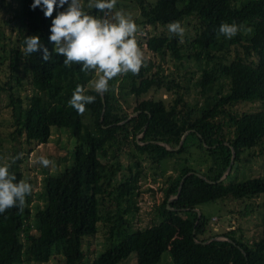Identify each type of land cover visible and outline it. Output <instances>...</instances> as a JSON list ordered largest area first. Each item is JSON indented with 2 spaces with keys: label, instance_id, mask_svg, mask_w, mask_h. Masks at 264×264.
Listing matches in <instances>:
<instances>
[{
  "label": "trees",
  "instance_id": "16d2710c",
  "mask_svg": "<svg viewBox=\"0 0 264 264\" xmlns=\"http://www.w3.org/2000/svg\"><path fill=\"white\" fill-rule=\"evenodd\" d=\"M6 1L0 0V9ZM133 1L140 16L134 20L136 24L152 29L145 41H138L142 51L145 43L162 60L171 57L179 63H212L195 81L193 89L199 98L189 99L191 86L144 53L140 72L111 80L103 102L102 95L90 86L95 73H85L77 64L66 67L64 58L53 50L48 39L52 18H46L39 7L32 10L33 0H19L18 12L10 20L17 37L13 45L1 46L5 57L0 61L11 72L7 81H0V92H7L13 107V139H19L20 152L24 145L30 151L35 145L48 143L57 127L67 129L76 144L65 170L44 177L43 207L33 211L31 193L22 212L13 207L0 214V264H42L58 253L65 255L66 264H85V241L100 233L108 246L92 264H122L133 252L137 253V264H158L165 252L170 253L173 264H264V222L251 240L238 234L242 228L224 232L211 229V219L200 208L217 200L263 195L264 170L259 176L220 182L197 175L219 180L231 165L233 150L236 157L229 176L246 150L261 146L264 154V0H183L181 6L178 0ZM85 11L100 18L105 14L87 7ZM173 21L192 25L194 33L180 37L165 30L157 32ZM225 22L244 25L252 32L241 30L227 39L218 32ZM28 35H38L41 43L53 50L48 61L40 52L23 54ZM21 62L26 77L19 73ZM25 80L31 86L26 102L14 91L24 87ZM77 85L96 96L82 115L68 103ZM162 91L167 98L158 97ZM117 94L134 99L133 112L117 102ZM246 102L261 103L263 108L249 112L236 108ZM134 112L138 113L122 123ZM188 130L176 151L158 143L176 147ZM139 133L141 143L137 141ZM123 153L128 154V164L122 160ZM171 157L180 160L179 172L169 178L155 219L149 226L135 227L140 181L146 172L144 161L160 168ZM21 161L20 157L15 159L9 171L17 182H29L33 192L35 181L25 179L18 166ZM190 171L193 173L186 177L178 198L169 202ZM195 208L201 210L200 217ZM253 209L247 203L239 215L247 217ZM218 236L234 242L213 239L203 243Z\"/></svg>",
  "mask_w": 264,
  "mask_h": 264
},
{
  "label": "rangeland",
  "instance_id": "374dc122",
  "mask_svg": "<svg viewBox=\"0 0 264 264\" xmlns=\"http://www.w3.org/2000/svg\"><path fill=\"white\" fill-rule=\"evenodd\" d=\"M151 3H156L157 0H149ZM19 0H7L5 2V8L0 9V29L3 30L2 35L5 36L3 39L0 38V61L5 57L4 52L1 50V46L5 43L13 45V41L16 40L17 31L15 25L10 20L16 15L19 8ZM87 0H85V4ZM183 0H178V5L181 6ZM86 9V7H85ZM84 9V10H85ZM123 10L126 15H130L132 19H137L139 16L138 6L133 0H118L116 8L112 10L110 19L116 11ZM9 21V22H4ZM185 28V34H193L194 28L192 25H182ZM165 30L170 33L167 28H159L157 30ZM152 29L150 26L138 25V31L136 33L137 42L140 40L145 41V37L149 36ZM155 32V31H153ZM184 34V36H185ZM183 36V37H184ZM147 58H152L161 63L167 72L173 73L178 79L185 85H190L192 91L188 95L189 99L197 100V93L194 91L195 81L200 76L202 69L209 67L212 63L201 62L198 63L195 60H184L182 63L177 62L171 57L167 59H161L154 55L147 49L144 43V50ZM20 75L25 76L24 66L21 62ZM11 74L6 68V65L0 62V81H7V77ZM120 81L117 82L119 84ZM16 95H20L24 102H26L25 96L31 93V86L25 80L24 87H18L14 89ZM116 100L119 104L127 111L133 112L134 99L128 96H122L117 94ZM160 98H167L168 94L165 91L158 94ZM129 100V102H128ZM261 103H240L236 107L239 111H254L263 108ZM13 107L10 105V98L5 91L0 92V164H12L14 154H22L20 158L21 162L18 166L25 175V179H31L35 181L33 185V200L31 207L33 211L38 206L43 207L46 202L45 188H44V177L46 175L59 173L65 170L66 166L71 163L73 158V150L76 144L75 138L69 133L67 129H60L57 127L53 128L52 136L48 143L35 145L33 150L29 151V148L23 146L22 152L19 151L21 145L19 139L14 140L12 132L15 130L13 125ZM140 139L142 134L137 135ZM133 150V145L130 147ZM261 146L248 149L242 156V161L238 163L235 171L231 175L226 176L225 180L229 178L231 180H243L250 177L259 176L264 170V154L260 152ZM128 149V148H127ZM130 149V150H131ZM128 151V150H127ZM44 156L52 161L49 167H43L37 162V157ZM122 160L125 164H128L130 159L127 153L122 154ZM177 157H171L167 161L162 163V167L156 168L152 166L150 162H146V172L142 177L141 194L138 197V205L140 210L135 213L133 217L135 227H146L149 226L155 219V209L164 198V189L170 184V177L175 176L179 172V163ZM182 162V161H181ZM125 172V171H124ZM121 176V175H120ZM172 195L169 199L173 198ZM247 203H251L254 207L253 213L247 217H241L239 210L243 209ZM204 214L210 218V224L208 227L213 228L215 231L224 232L231 228H242L243 232L239 231L238 234L243 233L249 239L257 237V233L260 229V225L264 222V194L253 199L244 200H217L215 202H209L200 206ZM90 244V245H89ZM108 246L107 240L103 233H100L94 238H88L85 241L84 249L85 264H92L93 259L99 256L103 250ZM42 264H66L65 255L58 253L52 257L47 263ZM122 264H137V253L133 252L127 261ZM158 264H173L172 258L169 252H165L162 256L161 261Z\"/></svg>",
  "mask_w": 264,
  "mask_h": 264
},
{
  "label": "clouds",
  "instance_id": "9594fccd",
  "mask_svg": "<svg viewBox=\"0 0 264 264\" xmlns=\"http://www.w3.org/2000/svg\"><path fill=\"white\" fill-rule=\"evenodd\" d=\"M117 2L118 0H87L85 4V0H33L30 5L32 10L39 7L46 18H52L48 39L54 45L55 53L64 58L63 64L66 67L81 65V71L95 73L90 86L99 95L109 91L111 80L128 73L138 74L144 65V53L136 39L138 25L130 15L120 10L108 19L106 15L100 18L84 10L87 7L107 13L116 8ZM54 12L56 15L53 18ZM166 27L174 35L183 37L185 34V28L179 21H173ZM241 30L245 34L252 32L251 28L235 22L222 23L218 32L223 37L232 39ZM52 51L41 43L38 35L25 37L22 47L25 56L40 52L42 59L48 61ZM95 99L96 96L86 94L85 88L77 85L68 103L82 115L86 105L94 103ZM21 155L14 157L13 162ZM37 162L43 167L52 164L44 156L37 157ZM9 168L10 164H0V214L13 207H18L22 212L26 196L32 193V185L25 180L17 182Z\"/></svg>",
  "mask_w": 264,
  "mask_h": 264
},
{
  "label": "water",
  "instance_id": "95a60500",
  "mask_svg": "<svg viewBox=\"0 0 264 264\" xmlns=\"http://www.w3.org/2000/svg\"><path fill=\"white\" fill-rule=\"evenodd\" d=\"M107 13H108V12H107ZM107 13L104 14L103 18L105 17V15L107 16ZM102 98H103V102H105V94L102 95ZM137 113H138V112H134L130 117H128L127 119H125L122 123L128 121L131 117L135 116ZM189 133H190V130H188V131H186V132L184 133V135L182 136V139H181L179 145L176 146V147H171V146L167 145L166 143H164V142H160V141H158V143H160V144H162V145H165V146L167 147V149H169V150H171V151H176V150H178V149L182 146V144L184 143V141H185V139H186V137H187V135H188ZM143 134H144V133H143ZM137 141H138L139 143H141V141H140V139H139L138 136H137ZM145 143H148V142H145ZM235 157H236V152L233 150V155H232V162H231V165L227 168V170L225 171L224 175H223L219 180H217V181L210 180V179L206 178V177H205L203 174H201V173H197V175H199V176L202 177V178H205V179H206L207 181H209V182H220V181H223V180H225L226 176L229 175V173H230V171H231V169H232V164L234 163ZM191 173H193V171H190L187 175H185V176L182 178L177 195H175L173 198L169 199V202H171V201H173L174 199L178 198V196H179V194H180V192H181V189H182V186H183V183H184L186 177H187L189 174H191ZM168 208H169V209H175L174 207H171L170 205H168ZM184 210H185V209H184ZM194 210L198 212V215H199V217H200V215H201V210H200L199 208H195ZM197 223H198V221H197ZM197 223H196V224H197ZM213 239H216V240H225V239H227V240H229V241H231V242H234L232 239H228V238H225V237H220V236H218V237H213V238H211V239H209L208 241H205V242H203V243H208L209 241H211V240H213Z\"/></svg>",
  "mask_w": 264,
  "mask_h": 264
},
{
  "label": "crops",
  "instance_id": "0c3cea01",
  "mask_svg": "<svg viewBox=\"0 0 264 264\" xmlns=\"http://www.w3.org/2000/svg\"><path fill=\"white\" fill-rule=\"evenodd\" d=\"M173 262V261H172Z\"/></svg>",
  "mask_w": 264,
  "mask_h": 264
}]
</instances>
